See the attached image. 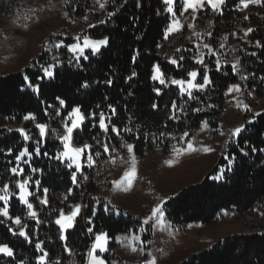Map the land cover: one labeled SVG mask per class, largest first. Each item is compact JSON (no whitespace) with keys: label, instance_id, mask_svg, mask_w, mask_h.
<instances>
[{"label":"trees","instance_id":"trees-1","mask_svg":"<svg viewBox=\"0 0 264 264\" xmlns=\"http://www.w3.org/2000/svg\"><path fill=\"white\" fill-rule=\"evenodd\" d=\"M94 1L65 0V10L72 20L83 21L90 38L109 39L108 46L102 47L98 54L93 55L89 50L85 53L88 59L82 57L79 65L75 61L69 64L72 54L65 45L44 51L22 72L0 76V149L4 150L0 152V187L7 183L16 193L9 200V214L21 218L22 227L27 225L26 231L32 239L29 243L23 237L13 235L9 231L12 221L0 217L5 221L0 223V245H8L14 252V258L0 256V264H38L42 253L35 248L37 242H42L48 252L49 264H56L57 260L60 264H87L86 253L94 241V234L99 232H107L110 237L109 253L104 258L108 264H113L118 259L114 253L117 238L137 234L143 226L142 220L132 214L118 216L117 205L109 198L111 190L116 188L115 179L130 163L123 144L135 146L134 154L139 161L150 156L169 155L173 145L185 147L200 134L210 139L218 135L223 126L227 92L232 85L241 87L245 99L249 92L264 98V80L261 79L264 77V6L251 5L241 11L239 0H227L222 15L213 13L206 6L193 19L192 12H183L182 4L177 1L175 10L183 28L165 39L172 18L165 12L166 5L162 0H140L139 7L136 0L127 3L109 0L103 10L95 7ZM19 3L20 0H0V20L16 15ZM109 12L116 14L109 18ZM245 16L249 19L245 20ZM192 27L202 34L196 37V43L191 36ZM248 28L254 31L245 36L244 31ZM208 32L211 37L206 34ZM257 41L262 47L256 46ZM203 44H209L216 55H210ZM137 49L140 55L133 64L132 56ZM201 51L207 68L196 63L195 58ZM253 52L255 56L250 55ZM53 56L62 62L54 70L55 79H40L43 73L39 72V65L53 63ZM180 56L184 59L179 61V67L170 62L171 59L179 60ZM218 57L221 58L220 71L216 70ZM237 59L239 71L233 72L232 64ZM154 65L160 66L165 78L187 80L190 78L188 72L196 70L198 83L205 74L213 83L207 91H193L195 99H189L187 95L181 97L178 87L151 80ZM133 71L136 76L129 81L127 77ZM241 75L247 79L241 80ZM25 77L40 85V95L26 87ZM107 79H112L111 86L104 83ZM85 82L89 84L88 88L81 87ZM156 88L160 89V94L154 91ZM57 96L66 101L67 107L60 110L59 116L51 108L45 114L49 104L59 106ZM173 102L177 105L175 112L171 107ZM109 105L116 108L111 125L122 130L119 137L111 131V126L107 134L99 128L98 114L103 111L111 116ZM153 105L157 107L153 108ZM77 106L87 119L80 129L74 130L73 145L91 144L95 165L88 167L85 160L82 175L77 173V184H73L71 174L76 170L67 168V162L62 163L54 156L63 151L62 143L56 138L64 132L62 120L67 119L68 113ZM93 112L97 113L95 120L90 115ZM28 114L35 115L36 120L25 121L23 117ZM173 115L177 119H171ZM252 120L254 123L243 125L245 130L239 138L230 137L225 143L224 157H233L236 161L225 180L211 179L217 174V167L202 183L185 188L165 205L166 221L175 228L230 219L242 231L217 241L179 264H264V236L260 235L264 233V152L259 151L264 148V110ZM36 123L48 125L39 156L35 155V141L40 139ZM12 125L25 129L32 139L25 141L17 130L9 132ZM125 126L132 128V133L123 131ZM185 132L189 135L186 140H181ZM173 136L176 139H172ZM103 143L109 145V153L104 152ZM253 147L256 152L250 151ZM24 148L32 153L31 159L25 157L28 163L19 164L24 169L22 176H13L10 169L17 165L15 157ZM241 148L248 152L247 156ZM8 149H11V155L7 154ZM97 151L100 152L98 157ZM224 157L220 166L227 163ZM32 168L39 171L32 172ZM29 176L33 181L29 191L34 193L29 202L37 212L39 224L27 215L28 209L19 202V189L15 186V181ZM83 176L88 179L84 180ZM36 180L40 181L39 188L34 183ZM44 189L48 190L46 205L40 203ZM101 190L104 194L99 195ZM76 204L81 205V212L74 227L67 231V247L72 250L69 255L55 220L61 209L68 214L71 206ZM0 207H4V203L0 202ZM143 239L153 240L152 223L147 225Z\"/></svg>","mask_w":264,"mask_h":264},{"label":"rangeland","instance_id":"rangeland-1","mask_svg":"<svg viewBox=\"0 0 264 264\" xmlns=\"http://www.w3.org/2000/svg\"><path fill=\"white\" fill-rule=\"evenodd\" d=\"M177 1L183 3V0H176L174 8H176ZM95 7H99L96 2ZM190 11L191 9L188 10ZM87 30L88 27L83 24V21H75L68 16L65 10V0H20L16 15L0 20V76L24 71L46 51V45L62 42L63 46H69L76 42L74 39L76 36H88ZM195 33L192 27L191 36L194 43L197 42ZM89 50L86 49L85 53ZM171 79L174 78H165L167 86H176L170 83ZM248 95L246 100L243 90L242 94L235 92L228 94L227 92L223 126L218 135L210 139L200 134L196 140H191L198 149L204 147L214 149L211 153L197 151L190 155H182L179 157V162L174 163L173 166L165 163L168 160H176L173 152L164 156H150L142 161L136 159L137 178L132 189L124 192L116 187L109 194V198L117 205L115 208L117 215L129 213L143 221L162 198L169 201L185 188L202 183L217 167L223 166L219 163L224 157L225 143L232 137L231 133L237 126L252 120L255 113H261L264 110V98L252 92ZM238 101L248 105L251 111L244 110L243 105L237 108ZM11 129L16 131L19 128L12 125ZM224 158L227 161V156ZM24 161L21 160L18 163H25ZM130 168L131 162L117 176L115 183L121 181L124 173ZM102 194H104L103 190L99 192V195ZM150 223L153 224V240L143 239L147 225H143L145 232L136 234L145 241L142 246L143 251L132 252L125 246L127 241L120 243L117 240V249L114 253L118 259L113 264H146L151 259L149 253L157 258V264H179L217 241L242 231L240 226L230 219L218 220L212 224L194 223L178 229L168 224L165 214L163 225H158L155 221ZM10 225L19 232V227L12 222ZM137 247L141 245L137 244ZM107 253L109 251L104 253L97 251L96 254L104 258Z\"/></svg>","mask_w":264,"mask_h":264},{"label":"snow or ice","instance_id":"snow-or-ice-1","mask_svg":"<svg viewBox=\"0 0 264 264\" xmlns=\"http://www.w3.org/2000/svg\"><path fill=\"white\" fill-rule=\"evenodd\" d=\"M95 2L99 5V8L101 10L106 8V5L108 4L109 0H95ZM128 0H124V3H127ZM163 4L166 5L165 12L170 13L172 20L171 24L168 26L166 29V36L165 39H167L168 35H171L173 33L181 31L183 28V25L180 21V19L177 16V12L174 8L176 0H162ZM227 3V0H183L182 3V9L183 12H188L189 9H191L193 19L196 18V14L201 11L205 10L206 6L210 7L211 11L213 13H218L220 15L223 14V6ZM240 4V10H246L250 5H261L264 6V0H239ZM136 6H140V0H136ZM116 13L115 12H109L108 17L111 18L114 16ZM159 11L157 12V15H159ZM87 19V17H85ZM245 20L249 19V17L245 16ZM101 23H105V21H100ZM91 27H95V25H91ZM194 27V25H193ZM254 31L252 28H248L244 31V35L248 36ZM209 37H211V32L206 33ZM197 37H200L202 34L201 33H195ZM76 40L75 43L70 44L67 46V51L71 53L72 55L68 59V63L72 64L73 61L76 62L77 65H79L81 57H83L85 60L88 59V56L85 55V50L90 49L91 54L95 55L98 54L101 51L102 47L108 46L109 39L107 37L103 39H91L88 36H76L74 38ZM226 39V37H225ZM63 46L62 42L61 43H55V44H50L46 45L45 50L50 51L53 47L54 48H61ZM257 47H262L259 41L256 42ZM198 48L201 47V45H197ZM203 48L208 50V53L210 55H216V53L213 51L211 46L209 44H203ZM223 47V45H221ZM177 51H180L177 49ZM140 55L139 50H135L134 55L132 56V63H136L137 57ZM250 55L255 56L256 53H250ZM184 59L183 56L179 57V60L177 59H171V63L173 65H176L177 67L180 66L179 61H182ZM52 60L55 63H50L47 66L44 64L39 65V72L43 73V76H39V73H37V76H39L40 79L43 78H48V79H55L56 73L54 69L57 67V65H60L62 62L59 60V57L53 56ZM196 63L204 66L207 68V66L204 63V53L201 51L199 56L195 58ZM217 68V71H220L221 69V58H217L215 61ZM239 63L240 61L237 59L235 63L232 64V71L233 72H238L239 71ZM151 80L153 82H158L160 85H165L167 86V82L164 77V73L161 71V68L159 65H154L152 66L151 69ZM199 75L198 71L192 70L188 72V76L191 79H171L170 83L173 85H176L179 87L180 91V96L183 97L184 95H187L189 99H195L193 96V90L199 91V92H204L207 91L208 88L212 85V80L208 75L202 76V82L197 83L196 79L197 76ZM136 76V72L133 71L132 74L127 77L129 81L133 79V77ZM241 80H246L247 77L241 75L240 76ZM262 80H264V77H261ZM25 80L27 81L26 87L29 89H32L34 93L37 95L41 94V87L38 84H34L32 80H30L28 77H25ZM105 84L111 86L113 83L112 79H107L104 81ZM83 88H88L89 84L88 83H83L81 85ZM154 91L157 92V94H160V89L156 88ZM240 93L242 94V89L239 85H232L228 89V94L231 93ZM56 100L58 101V107L55 104H49L47 108L45 109V114L48 113V109H54L55 110V115L59 116L60 115V110L67 107L66 101L59 96L56 97ZM243 105L244 110L246 111H251L248 105L243 104L242 101H238L236 104V107L239 108ZM99 107V105H97ZM156 105H153V108H156ZM173 112L177 110V105L175 102L172 103L171 105ZM212 107V105H210ZM111 116H108L105 114V112L101 111L99 112V128L107 134L109 132V127L111 126V131L115 133L117 137L120 136L121 129L116 127L115 125H111V118L112 116L116 115V108L112 105L108 106ZM201 109H196V111H200ZM180 111H183L181 108ZM91 118L93 120L96 119L97 113L93 112L90 114ZM256 116H260L261 113H255ZM25 121L32 120L35 121L36 117L33 114H28L23 117ZM87 117L85 114L81 111V108L79 106L72 108V110L68 113L67 119L62 120L63 124V129L64 132L62 135H57L56 138L60 140V142L63 145V151L59 152L57 155L54 156V159L61 161L62 163L67 161L66 167L69 169H72L73 167L75 168V172L71 174V180L73 184H77V173H81L82 175V169L84 167V161L86 160L87 166L88 167H93L95 165V160L93 157L92 153V145L88 143H84L82 146H74L73 145V132L76 129H80L81 126L84 124L85 120ZM131 119V117H129ZM171 119L175 120L177 117L173 115ZM106 120L108 123H106ZM69 121L71 123L69 124ZM248 123H254V120L248 121ZM35 127L39 129V137L40 139H37L35 141L36 144V149H35V155L39 156L40 153V146L42 143L43 138L46 137L47 135V128L48 125L42 124V123H36ZM204 127L207 128L208 124L207 121L204 122ZM245 130L244 126H237L234 131L231 133V136L235 138H239L241 133ZM8 131H12V129H8ZM17 131L20 133V135L23 137L25 141L32 139V137L29 135L27 131L23 128L17 129ZM55 132V130H53ZM123 131L132 133L133 129L130 127L125 126L123 128ZM161 135H165L164 133H161ZM188 133L185 132L183 135L180 137L181 140H186L188 137ZM137 138H139L137 136ZM95 139V137H93ZM172 139H176L175 136L172 137ZM97 143H100V141H97ZM103 147V150L105 153H109V145L107 143L101 144ZM123 147L127 149V152L129 153L130 156V162H131V168L129 171H126L124 173V178L121 181L116 182L115 186L124 191L128 192L132 189L133 184L135 179L137 178V160L136 156L134 154V145L131 143H124ZM4 151L3 149H0V152ZM197 151H203L205 153H211L214 151L212 148L204 147V148H196L193 144V142L188 141L186 143V147H177L176 145H173V154L176 157V160H168L165 163L168 164L169 166H173L174 163L179 162V157L182 155H190L192 153H195ZM243 155L247 156L248 152H245L243 148L240 150ZM250 151L256 152L257 149L255 147L251 148ZM260 152H264V148L259 149ZM7 154L11 155V149L7 150ZM44 155H47V152L44 153ZM95 155L98 157L100 155V152L97 151ZM32 153L29 152L27 148H24L22 151L18 153V155L15 157L16 161H21L24 160L25 157H28L31 159ZM111 158V157H110ZM227 163L225 166L219 167L216 171L218 174L213 175L211 179L214 181H223L226 179L227 175L229 172L233 171V166L235 165L236 161L233 157H227ZM25 163H28V161H24ZM112 163H115V160H112ZM39 171L36 168H32V172H37ZM10 172L13 176H22L24 174V169L19 166V163L15 167H12L10 169ZM84 180H87V176H83ZM32 178L29 176L26 179L23 180H17L15 181V186L19 189V194H18V199L19 202L23 205H25L28 209L27 215L36 220V223L39 224L41 221L38 219L37 212L34 210V206L31 202H29V197L34 195V193L29 191V185L32 183ZM39 188L40 181L36 180L34 182ZM47 189H44V198L40 199L41 204H47ZM16 195V193L12 192L10 190V185L9 184H4L3 187H0V201L4 203V207H0V217H4L5 220H10L14 225L20 228L19 232H17L14 228L9 227V231L12 232L13 235H19L23 237L26 241L29 243H32V239L29 236L28 232L26 231L27 225H24L21 227L22 221L19 216L13 217L9 214V200ZM65 199H67V196H65ZM167 199H161L159 203L155 205L154 208L151 209V213L149 216H147L143 221V225H149L150 222L155 221L158 225H163L164 224V217H165V205L167 204ZM107 210V209H106ZM81 212V205L76 204L71 206V210L68 214H65L63 209L59 211V216L55 220V224L59 226V231H60V239L65 241V251L69 253V255L72 254V250L67 247V231L69 229H72L74 227V223L76 220V217L80 214ZM4 220H0V223H4ZM89 223L91 221L89 220ZM163 230V229H161ZM88 231L91 233L92 229L89 228ZM139 231L141 233L145 232L146 229L141 226ZM261 236H264V233L260 234ZM95 238L94 241L92 242L89 250L86 253V258H87V264H108V262L102 257L97 255V251L104 253L108 252V243L110 240V237L107 232H99L98 234H94ZM120 243H124L127 241V244L125 245L126 247L130 248L132 252H137V251H143V244L145 241L141 239V236L136 235L135 233L131 235H126L122 237L117 238ZM137 244L141 245V247H137ZM35 248L42 253V255L38 258V264H49L47 257H48V252L45 251L43 247L42 242H37L35 245ZM0 254H3L4 256L7 257H13L14 258V252L13 249L10 248L8 245H0ZM149 256H151V259L146 262V264H157V258L153 256L151 253H149ZM56 264H60L59 260L56 261Z\"/></svg>","mask_w":264,"mask_h":264}]
</instances>
